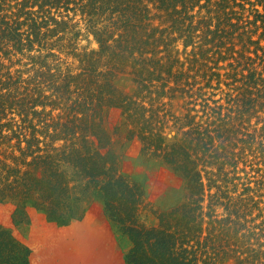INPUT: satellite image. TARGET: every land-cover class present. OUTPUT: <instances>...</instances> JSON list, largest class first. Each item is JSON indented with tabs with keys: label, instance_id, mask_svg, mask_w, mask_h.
<instances>
[{
	"label": "trees",
	"instance_id": "obj_1",
	"mask_svg": "<svg viewBox=\"0 0 264 264\" xmlns=\"http://www.w3.org/2000/svg\"><path fill=\"white\" fill-rule=\"evenodd\" d=\"M231 7V0H0V68L18 53L32 63L28 77L8 70L3 80L0 73V202L12 203L16 215L35 208L63 225L84 202L100 200L131 238L127 264H264V233L248 219L259 202L254 188L244 182L236 193L235 176L227 178L238 152L231 157L232 143L225 142L243 131L244 116L211 120L216 110L204 103L208 120L192 114L213 77L222 82L223 74L213 70L228 58L222 48L236 38L243 46L260 42L251 25L257 18L238 24ZM203 8L209 18L201 17ZM79 13L99 48L77 54L82 71L74 73L50 60L57 48L76 53ZM178 40L184 53L192 46L185 60L175 48ZM198 77L206 85L195 90ZM247 78L264 87L263 72L252 68ZM165 96L186 98L189 105L184 116H172L173 124L171 114L155 106ZM168 128L175 134L168 136ZM132 140L141 143L140 158L170 176L158 196L123 169ZM224 174L233 187L218 183ZM147 206L150 224L141 220ZM29 262L30 248L0 225V264Z\"/></svg>",
	"mask_w": 264,
	"mask_h": 264
},
{
	"label": "rangeland",
	"instance_id": "obj_2",
	"mask_svg": "<svg viewBox=\"0 0 264 264\" xmlns=\"http://www.w3.org/2000/svg\"><path fill=\"white\" fill-rule=\"evenodd\" d=\"M237 1L245 2L246 0ZM252 1L255 2V5L252 6L247 2L243 7L239 4L235 5V2L231 0V9L236 12L232 20L238 24H245L248 21L250 25V22L257 18L256 24L252 23L251 25L253 30H256L253 39H260L259 44L250 46L246 43L243 46V42L236 38L234 39V41L236 40L234 46H232V43H228L222 48L223 54L228 55V58L221 59L219 63H216V69H213L223 74L222 82L213 77L211 86H206L203 89L205 94L201 97L196 96L198 97L196 106L198 111L193 110L192 114L197 113L196 120L200 121L208 120L209 115H211V120L215 119L218 114H222V116L231 115L236 121L241 120L242 116L240 114L244 116L245 128H243V131L246 129V135L242 131L237 133L232 140L225 142L226 144L228 142L232 143L231 147L228 145L231 157L232 152H238L237 156L234 157L237 164L231 165L229 163L227 165V170H232V172H228L227 178L235 176L234 181L239 183L236 193L242 192L244 182L247 186L250 185L254 188L252 193L256 195L259 202L252 214L248 215V219L253 218L249 224L256 226L255 230L264 233V87L261 83L249 85L247 78L252 68L264 74V0ZM197 11L198 8L194 12ZM221 12L223 14L222 10L217 13L221 14ZM73 13L71 12V15ZM209 14L206 8L201 10V17L209 18ZM214 14V12L211 13V15ZM75 20L80 22L82 28L76 53L72 51V47L57 48L58 57L50 61L64 70L69 66L74 73H77L82 71V68H80L81 55L78 56L77 54L98 49L99 43L95 35L86 29L83 16L80 13L75 16ZM257 46L261 47L258 48ZM175 48L181 52V60H185L187 53L192 50L190 45L186 50L187 52L184 53V44L181 40L175 43ZM227 48L230 49L227 50ZM242 48L244 54L239 51ZM236 56L239 58L238 60H236ZM19 58H21L20 62ZM4 63L0 68L3 80L8 79L6 75L8 70H11L15 77L18 74H23L24 77L30 75L27 69L32 63L19 53L11 58L6 56ZM210 63L211 66H215L213 61ZM247 66L250 68H247ZM228 72L231 73L233 78L226 75ZM211 73L212 70L209 69V77H211ZM197 79L201 82L195 87V90L198 86L206 85V81L202 80V77ZM229 81L231 82L230 85L227 83ZM239 97L243 99L255 98L257 103L253 107H245L242 103L238 104L235 101ZM158 101L156 99L154 102L155 106L159 105L157 109L160 114H171L169 124L174 123L172 116H184L188 112L189 105H185L186 98L171 99L165 96ZM203 103L209 104L216 112H211L209 115L205 114ZM49 110L50 107L47 111ZM53 113L57 115L59 110L56 109ZM171 129L168 128V132L171 131L168 136L176 132V130L172 129V131ZM249 132L254 134L253 139L250 138ZM248 139L250 140L248 141ZM219 142L217 140V144ZM235 144L237 145L235 146ZM124 149L127 159L124 162L123 169L132 173L136 178L146 181L148 189L153 188L154 190L153 197L158 196L161 188L165 186V181L170 177L165 168L163 166L154 168L152 163L140 158L141 143L139 140H132ZM218 183H228L225 187L229 188L230 185L233 187L230 181L226 182L225 174L219 179ZM216 190L217 188L214 187L213 191ZM151 194L148 195L146 203L150 201V198L153 199V197H150ZM83 206L82 212L76 218L62 225L48 220L45 213L35 208H30L25 216L16 215L12 203L0 202V225L11 229L14 236L24 246L30 248L29 264H127L126 256L132 247L131 238L109 219L104 204L100 200L95 199L84 202ZM218 210L222 212L225 208L220 207ZM141 220L147 224L152 222L153 217L149 213V206L142 210Z\"/></svg>",
	"mask_w": 264,
	"mask_h": 264
}]
</instances>
